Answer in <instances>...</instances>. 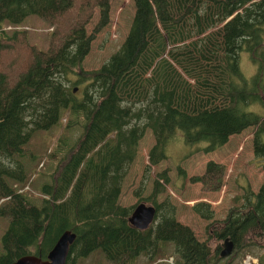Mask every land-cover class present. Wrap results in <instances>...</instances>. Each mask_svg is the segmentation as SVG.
<instances>
[{
    "label": "trees",
    "instance_id": "obj_1",
    "mask_svg": "<svg viewBox=\"0 0 264 264\" xmlns=\"http://www.w3.org/2000/svg\"><path fill=\"white\" fill-rule=\"evenodd\" d=\"M132 2L121 44L99 68L83 70L90 42L108 21V0H0V215L7 217L0 264L25 254L45 259L64 230L75 235L65 264L96 249L111 264H132L138 256L149 264H169V257L174 264H240L248 254L264 264V0ZM75 3V17L59 30L58 17ZM93 8L98 21L87 34ZM29 15L54 23L46 50L29 44L23 30L3 29ZM241 52L255 67L248 77L239 68ZM63 117L65 129H81L77 138L70 143L60 135L44 154H28L34 133ZM248 127L255 128L261 183L254 192L245 180L220 220L212 219L208 202L191 205L211 219L205 240L176 220L169 197L157 199L158 179L168 181L164 172L140 199L155 208L151 224L138 230L128 223L132 207L118 197L146 129L153 144L139 193L148 166L166 158L177 131L188 155L216 150ZM42 159L54 168L35 195L27 180ZM224 174V166L210 160L188 181L213 192ZM225 238L233 248L222 258Z\"/></svg>",
    "mask_w": 264,
    "mask_h": 264
},
{
    "label": "rangeland",
    "instance_id": "obj_2",
    "mask_svg": "<svg viewBox=\"0 0 264 264\" xmlns=\"http://www.w3.org/2000/svg\"><path fill=\"white\" fill-rule=\"evenodd\" d=\"M108 3V21L90 42L89 50L82 60L83 70L99 68L103 61L118 48L126 35L134 11L132 0H108ZM75 6H77L76 3L58 17V21H60L59 30L63 31L68 22L75 17ZM97 21L98 10L93 8L85 24L87 34L91 33ZM18 25L21 27L19 30L24 31L29 44L39 50H46L51 32L54 30V23H48L41 17L29 15ZM239 68L246 77L254 73L255 67L248 60L245 52L239 54ZM250 109L261 112L257 106H251ZM65 124L66 117H63L58 124L49 129L36 131L27 145V153L44 154L54 146L56 137L60 135H65V137L67 135L69 142L72 143L80 134L81 129L78 130L74 128L75 126L72 130H69L70 128L65 129ZM254 131V127H248L239 134L229 136L227 142L216 150L210 152L197 151L188 155L189 148L184 145L181 134L177 131L174 138L166 144V158L156 165L148 166L147 181L139 193L138 186L145 174L144 168L147 166V151L153 144V137L150 131L146 129L138 141L136 156L122 180L118 203L121 206L133 207L138 202H145L140 201V199L149 194L152 180L158 179L157 174L164 172L168 181L163 182L162 179H158L163 190L157 195V199L169 197L175 206L176 220L191 228L199 241L205 240L204 226L211 219L206 221L200 218L191 210V205L196 201L208 202L213 210L212 219L220 220L224 217L227 209L234 204L233 198L241 194L240 185H243L245 180L254 192L261 183L263 171L260 163L262 160L256 158L252 152L251 139ZM64 143L66 144V139ZM194 148H192L193 151ZM210 160L222 164L225 173L220 189L213 192L202 190L198 182L191 183L188 181L189 176L201 174L205 163ZM33 166L36 172L30 173L27 181L31 180L32 182V187L29 190L38 195V187L43 181L49 180L48 177L53 171L54 162L42 159ZM178 167L184 172V175L179 172ZM6 226L7 217L0 215V237ZM74 264H111V262L106 259L100 249H96L85 257H77ZM132 264L149 263L146 257L138 256Z\"/></svg>",
    "mask_w": 264,
    "mask_h": 264
},
{
    "label": "water",
    "instance_id": "obj_3",
    "mask_svg": "<svg viewBox=\"0 0 264 264\" xmlns=\"http://www.w3.org/2000/svg\"><path fill=\"white\" fill-rule=\"evenodd\" d=\"M154 217V207L146 205L145 202L135 204L128 216V223L138 230L146 229ZM75 235L69 230L62 231L53 246L47 252L45 259H42L34 254H25L19 256L9 264H65L66 258L69 255V247L72 244ZM233 248V244L227 238L223 239L220 257L228 256Z\"/></svg>",
    "mask_w": 264,
    "mask_h": 264
},
{
    "label": "bare ground",
    "instance_id": "obj_4",
    "mask_svg": "<svg viewBox=\"0 0 264 264\" xmlns=\"http://www.w3.org/2000/svg\"><path fill=\"white\" fill-rule=\"evenodd\" d=\"M3 29H4L5 31H8V30L10 31V30H19V29H21V27H20L19 25L6 24V25H4ZM146 205H150V204H146ZM152 206H153V205H152ZM154 214H155V208H154ZM151 222H152V221H151ZM150 224H151V223H150ZM150 224H149V225H150ZM143 230H144V229H143ZM222 243H223V242H222ZM221 246H222V245H221ZM242 261H243V258H242L240 264H242ZM168 263H169V264H174L173 258H171V260L168 261ZM248 263H249V264H251V263H253V264H258L257 258H256L255 256H253V255H249Z\"/></svg>",
    "mask_w": 264,
    "mask_h": 264
},
{
    "label": "built area",
    "instance_id": "obj_5",
    "mask_svg": "<svg viewBox=\"0 0 264 264\" xmlns=\"http://www.w3.org/2000/svg\"><path fill=\"white\" fill-rule=\"evenodd\" d=\"M248 259H249V255H246V256L243 258L242 264H249V263H248ZM170 260H171V257H169L167 261H170ZM251 264H253V263H251Z\"/></svg>",
    "mask_w": 264,
    "mask_h": 264
}]
</instances>
